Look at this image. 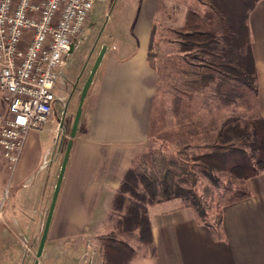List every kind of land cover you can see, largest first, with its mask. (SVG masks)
I'll return each mask as SVG.
<instances>
[{
    "label": "crops",
    "instance_id": "crops-1",
    "mask_svg": "<svg viewBox=\"0 0 264 264\" xmlns=\"http://www.w3.org/2000/svg\"><path fill=\"white\" fill-rule=\"evenodd\" d=\"M170 1L126 0V15L108 34L110 45L103 40L106 50L82 104L49 226L54 239H72L74 244L105 228L114 196L146 146L158 84L149 51L160 8ZM248 29L256 69L255 106L264 121V0L250 12ZM0 104L4 112L1 95ZM53 124L50 118L28 134L11 176L0 161V196L6 185L13 191L3 210L5 223L31 227L49 209L66 150L60 158L61 148L50 138ZM248 186L249 198L222 208L217 230L198 222L191 209L175 200L150 205L153 252L134 254L128 264H264V171L249 179Z\"/></svg>",
    "mask_w": 264,
    "mask_h": 264
},
{
    "label": "rangeland",
    "instance_id": "rangeland-1",
    "mask_svg": "<svg viewBox=\"0 0 264 264\" xmlns=\"http://www.w3.org/2000/svg\"><path fill=\"white\" fill-rule=\"evenodd\" d=\"M125 2L126 0H94L85 38L69 56L67 65L63 68L64 75H59L54 91L57 102L51 115L56 130L50 138L52 143L54 138L61 148L60 158L70 140L81 91L97 58L96 53L103 40L110 45L108 34L117 21L126 15L128 7ZM161 8L153 27L149 51L150 63L158 74L149 137L144 150L131 168L159 178L167 170L173 171L170 167L174 161L178 165L177 174L186 178L184 164L193 163V156L208 151L207 145L216 141L218 131L226 119L235 118L242 123L255 118L257 112L252 98L249 101L239 98L228 106L220 104L213 99L212 86L191 98L181 96L179 107L173 111L175 89H179L185 74L190 71V61L179 49L178 33L182 31L188 10L203 15L207 7L197 0H171ZM131 9L133 10L132 5ZM192 166V172L197 177L195 190L206 207L207 221L214 223L218 209L229 195L226 188L234 189L237 183L229 175L222 173L217 175L218 186H214L200 175L202 169L198 164L194 163ZM8 173L10 176L13 174ZM12 194V189L6 185L0 196V264H91L92 260L94 263L95 260L98 262L99 258L102 259L103 238L111 233L131 246L135 254H151V248L139 241L137 231L132 234L118 232L115 225L119 216L110 211L104 222V229L78 238L74 244L72 239H54V235L48 230L42 255L37 258L49 209L38 215V220L31 227L22 224L26 227L18 228L15 224L5 223L3 210L4 207L7 208ZM126 198L128 202L133 201L129 196ZM173 200L183 206L180 199Z\"/></svg>",
    "mask_w": 264,
    "mask_h": 264
},
{
    "label": "trees",
    "instance_id": "trees-1",
    "mask_svg": "<svg viewBox=\"0 0 264 264\" xmlns=\"http://www.w3.org/2000/svg\"><path fill=\"white\" fill-rule=\"evenodd\" d=\"M197 1L207 10L203 15L188 10L182 31L178 33L179 49L189 59L190 71L179 89H175L173 111L179 107L181 96L191 98L209 86L213 87V99L224 106L239 98L247 101L252 98L256 109V69L248 17L259 0ZM216 138L207 145V152L193 156V163L184 164L186 178L177 174L178 165L174 161L170 167L173 171L167 170L159 178L130 168L112 202V211L119 216L115 225L118 232L132 234L137 231L139 241L149 246L152 253L147 206L173 199H180L183 207L191 209L198 222L217 230L222 221V208L249 198V179L264 171V121L258 113L242 123L228 118ZM194 163L201 167L200 175L214 186H218L217 175L222 173L237 183L234 189L226 188L229 195L218 209L214 225L207 221L206 207L195 190ZM127 196L133 201L128 202ZM134 254V249L113 233L103 238L102 264H128Z\"/></svg>",
    "mask_w": 264,
    "mask_h": 264
},
{
    "label": "built area",
    "instance_id": "built-area-1",
    "mask_svg": "<svg viewBox=\"0 0 264 264\" xmlns=\"http://www.w3.org/2000/svg\"><path fill=\"white\" fill-rule=\"evenodd\" d=\"M94 0H0V160L10 174L27 136L49 122L60 70ZM4 194H7L5 190Z\"/></svg>",
    "mask_w": 264,
    "mask_h": 264
},
{
    "label": "water",
    "instance_id": "water-1",
    "mask_svg": "<svg viewBox=\"0 0 264 264\" xmlns=\"http://www.w3.org/2000/svg\"><path fill=\"white\" fill-rule=\"evenodd\" d=\"M105 50H106V47L102 46V48H101V50H100V52H99V54H98V56H97V58L95 60V63H94V65H93V67H92V69H91V71L89 73V76L87 77V80H86V82H85V84L83 86V89L81 91L80 102H79L78 109H77L76 114H75L74 122H73L71 133H70V140L68 141V144H67V147H66V150H65V153H64L63 161H62V164H61V167H60V171H59V174H58L57 182H56V185H55V188H54V191H53V195H52V199H51V202H50V206H49V210H48V214H47L44 230H43V233H42V236H41V239H40V242H39L38 250H37V253H36V257L37 258L42 255V251H43L45 240H46L47 233H48V230H49V226H50V222H51L54 206H55L56 199H57V196H58L60 184H61V181H62V177H63L64 170H65V167H66V163H67V160H68L70 148H71V145H72V138L75 136L78 120H79L81 109H82V104H83L84 98L86 96V93L88 91V88H89V86L91 84V81H92V78L94 76V73L96 72V69H97V67H98V65H99V63H100V61L102 59V56H103ZM35 264H37V263L35 262Z\"/></svg>",
    "mask_w": 264,
    "mask_h": 264
}]
</instances>
